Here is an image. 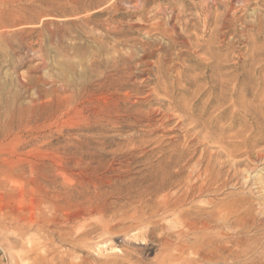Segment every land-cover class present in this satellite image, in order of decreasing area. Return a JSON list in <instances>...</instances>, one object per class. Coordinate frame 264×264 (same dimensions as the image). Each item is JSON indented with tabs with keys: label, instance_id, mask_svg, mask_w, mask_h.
Wrapping results in <instances>:
<instances>
[{
	"label": "rangeland",
	"instance_id": "obj_1",
	"mask_svg": "<svg viewBox=\"0 0 264 264\" xmlns=\"http://www.w3.org/2000/svg\"><path fill=\"white\" fill-rule=\"evenodd\" d=\"M182 243L264 264V0H0V264Z\"/></svg>",
	"mask_w": 264,
	"mask_h": 264
},
{
	"label": "bare ground",
	"instance_id": "obj_2",
	"mask_svg": "<svg viewBox=\"0 0 264 264\" xmlns=\"http://www.w3.org/2000/svg\"><path fill=\"white\" fill-rule=\"evenodd\" d=\"M172 33V32H171ZM94 76V75H93ZM96 80V79H95ZM84 81V80H83ZM82 83V82H81ZM86 85V84H85ZM88 85V84H87ZM87 92V91H86ZM94 92H92L93 94ZM95 94V93H94ZM107 98V97H106ZM8 110V109H7ZM8 113V112H7ZM9 114V113H8ZM4 116V115H3ZM10 116V115H9ZM106 115L105 110H101L99 112L93 113V117L96 119L99 118H104ZM103 120V119H102ZM101 120V121H102ZM222 168V167H221ZM242 170V169H241ZM208 174V173H207ZM242 207V206H241ZM168 211V209H167ZM245 219V218H244ZM186 223V222H184ZM13 224L16 225V227L18 226H24L25 225L23 223H21L20 220L14 218L13 220ZM190 224V223H189ZM192 226V225H191ZM186 227V226H185ZM185 229V228H184ZM188 230V229H187ZM186 230V231H187ZM108 231V230H107ZM106 231V232H107ZM238 231V230H237ZM179 235V234H178ZM185 236V235H184ZM168 246V245H167ZM210 245L208 246H204V247H198V248H194L190 245H188L187 243H182V244H178L175 248V251L173 250H167L168 253L167 255L164 257V259L162 260L161 264H193L196 260H204L206 262V264H226V262H228V258L230 257H221V256H217L213 254V251H211L212 249H210ZM215 250H219L221 249V245H216ZM213 248V249H214ZM248 252V251H247ZM230 253V252H229ZM228 253V255H229ZM245 253H236L235 254H231L232 257H236V263L235 264H239L238 263V259L240 258V256H242ZM256 256L258 257V259L264 258V250H258L255 252ZM235 259V258H234ZM231 261V260H230ZM229 263V262H228ZM245 263V262H244ZM231 264V263H230Z\"/></svg>",
	"mask_w": 264,
	"mask_h": 264
}]
</instances>
